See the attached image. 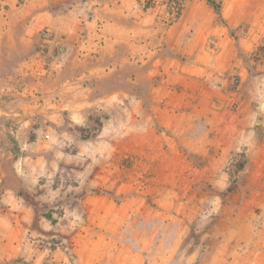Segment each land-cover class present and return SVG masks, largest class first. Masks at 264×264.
<instances>
[{"label":"crops","instance_id":"0c3cea01","mask_svg":"<svg viewBox=\"0 0 264 264\" xmlns=\"http://www.w3.org/2000/svg\"><path fill=\"white\" fill-rule=\"evenodd\" d=\"M3 3L14 4L13 0H3ZM135 4V0H88V7L93 8L94 14L85 25L78 20L79 16H84L81 10L71 9L54 15L50 22L55 33L53 45L65 47L72 64L76 61L81 64L87 59L84 56L96 52L97 61L117 65L121 56L123 60L128 55L135 57L136 34L133 31L140 28L146 38L144 50L148 51L151 62L162 68L172 67V74L169 71L165 82L180 83L183 91L174 94L167 86L151 88L150 112L138 111L143 129H131L125 140L114 142L113 147L119 153L113 170L116 176L106 182L104 175L97 172L90 183L93 188H108L116 195L126 197L115 202L104 195H85L80 201L82 211L66 207L59 216L51 212L55 223L37 214L39 204L27 203L19 196L18 186L7 185L5 164L13 161L16 154L6 150L8 143L2 135L11 130L8 121L19 115L17 106L12 108L8 102L18 98L17 84L23 72L24 51L33 43L35 34L30 37L29 30L23 28L21 11L0 14L1 260L69 264L60 248H48V243L41 240L50 239L51 233H57L72 242L76 264H193L201 249L197 246L185 254L179 247L191 237L190 227L193 222L200 221L201 212L206 208L208 211L222 166L241 149L246 150L249 166L264 155V143L261 145L256 141L249 112L239 119L225 110L216 111L220 107L215 108L213 100L226 95L216 87L213 78L206 76L207 81H200L190 76L180 77L179 71L183 67L228 69L231 65L237 66L232 63L234 47L224 30L213 27L204 36L191 34L187 37L182 22L165 29L156 6L141 11ZM210 38L216 40L214 48L200 45L201 41ZM225 45L227 47L222 48ZM184 54H190L185 59L186 64L181 60ZM239 73L244 75L243 67ZM116 94L121 98L126 96L127 100L131 97L130 92L118 91ZM160 102L164 103L162 107ZM49 107L46 112L51 116L54 112ZM123 112H127L126 120L132 124L137 114L135 107H125ZM122 116L120 119L121 114H117V121L125 120ZM237 124L243 127H237ZM137 133L144 134L145 138L137 142ZM122 157L134 161L126 170L120 165ZM41 161L43 157H38L37 162ZM149 169L153 181L145 193L150 195V203L139 195H129L135 184V173L139 176ZM121 173L126 174V183L117 182ZM168 179H173L171 188L165 185ZM176 180H184L182 188H174ZM249 227L242 219L208 220L199 236L201 241H206L204 252L209 251L205 254V263L225 264L230 257L227 264H251V257L258 252L256 264H264L263 249L252 248L244 253L234 250L246 239ZM28 233L35 239H27ZM188 248L189 244L186 250Z\"/></svg>","mask_w":264,"mask_h":264},{"label":"rangeland","instance_id":"374dc122","mask_svg":"<svg viewBox=\"0 0 264 264\" xmlns=\"http://www.w3.org/2000/svg\"><path fill=\"white\" fill-rule=\"evenodd\" d=\"M135 1L136 9L141 11L156 6V10L160 12L162 27L165 29L182 22L187 29V37H191V34L204 36L213 27L224 30L234 47L232 63L237 66L231 65L228 69L207 66L183 67L179 71L180 77L190 76L200 81H207L206 76L213 78L216 87H220L221 92L226 95L220 100H213V106L220 107L216 111L225 110L239 119H243V115L249 112L255 128L256 141L262 145L264 0ZM209 1L219 9L213 8ZM13 3L5 4L0 0V14L4 16L10 10L21 11L24 16L23 28L29 30L30 37L35 35L31 46L24 51L23 72L19 75L17 84L18 98L12 103L8 102V106L10 104L12 108L17 106L19 115L8 121V128L12 133L8 131L2 135L8 143L6 150L16 154L14 162L10 160L5 164L7 185L18 186L19 196L29 204H39L37 214L52 223L56 220L51 212L59 216L66 207L82 211L80 201L85 195H104L120 202L126 196L116 195L104 187L93 188L90 185L92 179L97 172L104 175L103 180L106 182L116 176L113 170L119 153L117 148L113 147L114 142L118 139L125 140L128 137L127 132L131 129H143L138 111L150 112L149 91L167 86L171 88V92L178 94L183 91V86L180 83L165 82L169 71L172 74L173 68H162L160 64L151 62L148 51L144 50L146 38L140 28L133 31L136 34L135 57L128 55L123 60L121 56V61L112 65L111 62L97 61L95 57L98 55L91 52L90 55L87 54L90 57H83H87L86 61L81 64L76 61L72 64L67 49L53 45L55 33L50 23L53 21L51 17L71 9L81 10L84 16H79L78 20L85 25V22L92 20L94 14L93 8L88 7V0H13ZM174 3L181 8V15L176 22L171 23L169 12ZM95 26L97 27V24ZM256 43L259 45L256 46ZM203 44L212 49L216 40L210 38L206 42H200L201 46ZM226 47L225 45L222 48ZM189 56L190 54L182 55L184 64L188 62L185 59ZM240 67H243L244 75L239 73ZM118 91L130 92L131 97L128 100L126 96L118 97ZM160 103L162 107L164 103ZM157 105L160 106L158 103ZM128 106L135 107L137 112L132 124L126 120L127 112H123ZM48 107L54 112L51 116L47 115ZM117 114H121L120 119L124 115L125 120L117 121ZM235 119L233 118V123H236ZM237 127L243 126L237 124ZM144 138V134L137 133V142ZM245 151L241 149L235 155L232 154L224 163L208 211L206 208L201 212L200 221L197 224L193 222L190 227L191 237L179 247L185 254L197 246L201 249L193 264L207 263L205 254L209 251L204 252L206 241H201L199 236L208 220L247 221L250 225L249 233L246 239L234 247L235 252L244 253L252 248L257 251L264 250V155L249 166ZM38 157H43V161L37 162ZM121 160L123 162L120 165L125 170L134 162L125 157ZM241 162L243 166L239 168ZM202 165L201 162L200 166ZM150 171L151 169L139 176L135 173V184L129 193L139 195L149 203L152 201L151 197L145 192L153 181ZM127 181L126 174L121 173L117 182ZM183 181L176 180L174 188H182ZM170 182H173V179L166 181L167 188H171ZM178 191L181 192V189ZM54 194H58L57 197L54 198ZM45 216H50L51 219ZM50 235V239H41L48 245H42L51 249L60 248L66 254L68 263L76 264L72 242L57 233ZM26 237L29 240L35 239L29 233ZM217 238L220 239L221 236ZM188 244L189 248L186 250ZM255 255L258 256V252L251 257V264L258 261ZM230 259L229 257L225 260V264ZM4 263L28 264L22 259H0V264Z\"/></svg>","mask_w":264,"mask_h":264},{"label":"built area","instance_id":"2783aa9c","mask_svg":"<svg viewBox=\"0 0 264 264\" xmlns=\"http://www.w3.org/2000/svg\"><path fill=\"white\" fill-rule=\"evenodd\" d=\"M180 15H181V8L174 3L171 11L169 12V21L171 23L176 22L179 19Z\"/></svg>","mask_w":264,"mask_h":264},{"label":"trees","instance_id":"16d2710c","mask_svg":"<svg viewBox=\"0 0 264 264\" xmlns=\"http://www.w3.org/2000/svg\"><path fill=\"white\" fill-rule=\"evenodd\" d=\"M209 4H210L213 8H215V9H219V7L216 6L213 2L209 1ZM242 166H243V163L241 162V164L239 165V168H242ZM228 192H230V191L228 190ZM45 217L51 219L50 216H45Z\"/></svg>","mask_w":264,"mask_h":264}]
</instances>
